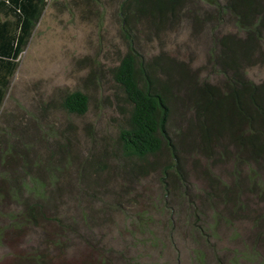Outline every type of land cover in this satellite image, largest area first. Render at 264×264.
Instances as JSON below:
<instances>
[{
  "label": "rangeland",
  "instance_id": "374dc122",
  "mask_svg": "<svg viewBox=\"0 0 264 264\" xmlns=\"http://www.w3.org/2000/svg\"><path fill=\"white\" fill-rule=\"evenodd\" d=\"M118 1L42 0L0 106V264L34 252L49 264H264V164L232 146L218 158L193 151L190 87L172 88L176 157L123 154ZM198 12L140 26L135 48L146 61L169 58L173 77L216 81L215 38L237 29L206 4ZM253 63L247 77L264 81V61ZM74 90L88 95L82 115L61 107Z\"/></svg>",
  "mask_w": 264,
  "mask_h": 264
},
{
  "label": "trees",
  "instance_id": "16d2710c",
  "mask_svg": "<svg viewBox=\"0 0 264 264\" xmlns=\"http://www.w3.org/2000/svg\"><path fill=\"white\" fill-rule=\"evenodd\" d=\"M41 3L42 0H0V106L21 48L41 12ZM202 3L208 5L209 16L217 17L219 26L227 18L226 22L233 21L237 29V34L215 38L217 53L212 63L217 67L213 71L218 76L216 81L197 83L183 71L173 77L174 63L169 58L160 63L161 55L144 60L134 46L140 26L160 29L183 18L197 19ZM116 13L126 44L125 53L111 70L128 104L126 127L118 132L123 154L143 162L165 148L175 158L177 148L168 131L174 105L172 88H184L187 95L190 87L193 151L203 156L214 152L216 157H222L232 146L263 167L264 81L255 83L249 79L246 67L251 62L264 61V0H119ZM61 107L82 115L88 109V95L80 90L68 92ZM169 167L165 166L164 171ZM26 207L34 217L35 207ZM38 207L41 210L42 206ZM1 237L2 230L0 240ZM16 264L49 262L45 254L34 252L28 260Z\"/></svg>",
  "mask_w": 264,
  "mask_h": 264
}]
</instances>
